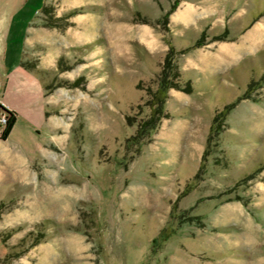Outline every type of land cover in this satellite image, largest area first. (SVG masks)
<instances>
[{
	"label": "rangeland",
	"instance_id": "1",
	"mask_svg": "<svg viewBox=\"0 0 264 264\" xmlns=\"http://www.w3.org/2000/svg\"><path fill=\"white\" fill-rule=\"evenodd\" d=\"M186 1L0 0V99L18 108L30 102L22 109L38 119L46 114L28 70L39 72L47 96L63 91L73 100L77 91L91 90L97 58L68 52L79 32L95 36L94 26L109 17L154 27L165 41V51L152 57L138 47L130 59L106 58L97 70L108 88L94 104L58 99L63 106L53 108L55 115L73 124L68 155L80 151L83 139L84 152L98 153L100 165L81 174L82 165L69 158L74 168L64 181L87 193L72 207L40 206L32 190L0 198V264H264V0H189L198 9L192 22L207 26L181 45L171 25ZM237 44H243L237 59L220 50ZM171 49L182 88L169 90L167 116L155 131L139 145L128 142L151 115V94ZM19 50L28 70L11 73ZM194 50L227 58L220 89L201 93L183 77L180 59ZM188 83L190 92L183 89ZM173 90L190 96L193 117L206 126L196 142L184 138L187 148L194 146L178 173L170 172L173 156L161 151L166 141L158 138L184 105L169 101ZM217 115L221 132L212 131ZM235 204L246 216L230 208ZM225 205L222 215L215 212Z\"/></svg>",
	"mask_w": 264,
	"mask_h": 264
},
{
	"label": "crops",
	"instance_id": "2",
	"mask_svg": "<svg viewBox=\"0 0 264 264\" xmlns=\"http://www.w3.org/2000/svg\"><path fill=\"white\" fill-rule=\"evenodd\" d=\"M137 1L142 2L143 0ZM195 8L192 2L188 0L172 18L171 36L181 45L192 43L193 39L191 36H193L195 31L203 30L207 26L204 20L198 22V18L195 22H192L198 10ZM108 18H106L105 25H96L97 28L94 26L92 31L96 33L94 34L95 36L89 33L90 37L85 39L84 33L79 32L74 37V45H71L69 49L67 48L68 52L72 53V56L77 53L78 56L80 55L79 57L82 56L85 59L89 56L97 58L93 62L95 63L92 69L93 82L90 83L91 90H88L87 94L77 91L78 93L74 94L75 98L73 100H70L67 96L68 93L63 91L59 92L55 97L52 95L47 96L44 88L45 84L39 72L21 67L23 66V55L20 50L16 57L9 62V72L11 73H18L21 70L26 72V69L28 70L27 72L30 73L28 74L29 79L36 83L35 90L37 93L35 98L37 106L41 107V111L46 114V117L42 115L38 119L34 114L23 110L30 102H26L22 109L11 102H5L0 99V105L16 112L17 115L16 123L8 138L2 139L0 137V198H5L17 190H32L37 195L36 203L40 206L59 205L72 207L86 196L87 193L85 194L83 188L80 189L77 185L64 181L66 175L68 176L67 173H70L72 167L74 168V166H69L71 165L69 158L77 160L82 165V172L80 169L79 172L83 174L84 171L91 172V170L100 165L98 153L96 154L95 151L85 153L82 139L80 151L77 154L74 152L73 156H69L68 148L73 134V124L70 126L67 120L56 116L53 108H62L63 104L58 99H62L61 101L64 105L74 103L77 100V106H79L86 99L88 103L94 104L96 101L95 97H102L108 88L107 79L97 69L107 63L106 58L109 61H115V59L120 57L130 59L138 47H141L150 57H152L151 54L165 51L164 36L154 27L133 24L131 21H114ZM259 29H256V31ZM249 39L256 42L254 36L249 37ZM72 46H77L75 49H80L82 51L81 54H78L77 50L75 52H73L74 50L71 51ZM242 46L238 44L235 46L225 45L220 50L227 55L230 51L233 55L232 58L237 59L236 52L242 50ZM58 49H60V54H68L67 50L62 46H58ZM52 58L54 60L55 57L52 56ZM226 60L227 58L221 54L212 55L205 51L194 50L191 55H185L180 59V67L183 77L186 80L193 81L194 89L201 90L200 92L204 93L211 89H220L219 87L223 83V70L221 71V69L228 66ZM46 61L49 64L47 68H53V62L50 63L49 58ZM87 67H89V64L84 66L85 69ZM84 68L78 70L79 72L75 76L83 73ZM176 99L183 102L184 105H179V109L175 108V113L173 112L175 118L167 120V123L158 134V138L166 141V145L161 151H166L167 154L169 153L173 156L168 164L170 172L178 173L185 166L184 156L189 157L191 147L194 146L193 144L188 145L189 148H187L186 144L183 143L184 138L192 139V143L196 142L197 136H200L199 133H201L203 138V131L206 126L203 127L201 125L202 119L193 117L196 116L193 113L197 109L193 107L190 96L173 90L169 101L173 102ZM18 132L23 133L21 138L18 135L15 136ZM86 165L87 170H85ZM91 166H94V168H91ZM26 204H31V202L28 203L27 201ZM228 207V205L221 206L215 212H219V215H222ZM230 208L241 216H246V210L240 204H235V206ZM214 220L217 221L216 217ZM249 241L258 243L260 239L252 236L249 237Z\"/></svg>",
	"mask_w": 264,
	"mask_h": 264
},
{
	"label": "trees",
	"instance_id": "3",
	"mask_svg": "<svg viewBox=\"0 0 264 264\" xmlns=\"http://www.w3.org/2000/svg\"><path fill=\"white\" fill-rule=\"evenodd\" d=\"M174 59H175V53L174 50L171 49L166 56L162 68V73L159 77L158 88L156 92L151 94L152 99L149 103L151 109V115L146 121L138 125L136 135H134L131 140H128V142H133L136 145L141 144L142 140L150 136L152 132L155 131L162 118L167 116V114L165 113V103L168 98L169 90L172 88L175 89L182 88L178 83V80L180 78V73L177 69V65ZM183 89L186 92H190L191 85L188 83ZM1 114H5V116L7 117V123L4 125L2 129L0 137L2 139H7L16 123L17 115L16 112L10 111L5 107H3L2 105H0V115ZM221 117H224V114ZM218 119L219 117L217 115L216 118L214 119L212 131L216 130L217 132H221L220 125H217Z\"/></svg>",
	"mask_w": 264,
	"mask_h": 264
},
{
	"label": "built area",
	"instance_id": "4",
	"mask_svg": "<svg viewBox=\"0 0 264 264\" xmlns=\"http://www.w3.org/2000/svg\"><path fill=\"white\" fill-rule=\"evenodd\" d=\"M7 123V117L5 114L0 115V129Z\"/></svg>",
	"mask_w": 264,
	"mask_h": 264
}]
</instances>
